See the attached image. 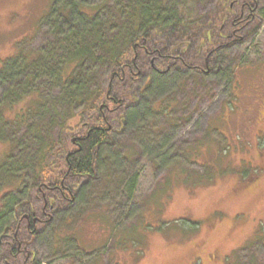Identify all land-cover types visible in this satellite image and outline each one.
Returning a JSON list of instances; mask_svg holds the SVG:
<instances>
[{"label": "rangeland", "instance_id": "1", "mask_svg": "<svg viewBox=\"0 0 264 264\" xmlns=\"http://www.w3.org/2000/svg\"><path fill=\"white\" fill-rule=\"evenodd\" d=\"M53 1L0 0V69L11 56L42 44L46 26L40 23ZM260 4L258 10L252 9L256 26L249 35L243 37L239 25L227 38L219 37L224 45L232 40L220 51L225 64L233 59L224 71L205 76L169 66L153 78L147 98H175L170 115L160 110L142 115L134 108L122 126L116 117L123 108L110 112L117 120L112 121L110 139L99 148L96 178L82 191L75 190L71 200L61 199V183L45 182L41 194L32 191L31 212L46 222H36L39 232L32 236L26 220L20 218L21 250L27 255L13 258L10 250L16 243L6 240L4 264H34L32 260L37 264H264V166H259L264 162V4ZM220 5L210 0L206 8L217 12ZM220 30L224 35V24ZM234 32L242 39H234ZM207 48L196 54L199 61L209 56ZM233 61L239 65L232 92L225 75ZM100 75L106 85L108 70H100ZM5 110L6 121L0 125L7 132L21 112ZM7 142L0 137V163L10 149ZM242 169L247 174L240 175ZM60 179L71 183L64 174ZM82 181H77L79 187ZM63 201H74L73 206L57 214L53 208L62 209ZM65 217L69 220L65 235L74 234L75 240L59 236ZM17 220L7 222L16 228Z\"/></svg>", "mask_w": 264, "mask_h": 264}, {"label": "trees", "instance_id": "2", "mask_svg": "<svg viewBox=\"0 0 264 264\" xmlns=\"http://www.w3.org/2000/svg\"><path fill=\"white\" fill-rule=\"evenodd\" d=\"M209 1H53L40 23L46 26L42 44L11 56L0 69V121H6L7 107L21 112L10 121L11 133L0 125V137L8 140L10 147L0 163V232L4 226L11 227L7 221L17 219L16 208L31 211L32 191L41 194L45 182L52 186L61 183V199L71 200L75 190L79 192L96 178L99 148L110 139L114 120L110 112L114 108H123L116 117L122 126L134 108L142 115L159 110L166 116L171 114L175 98H147L146 90L160 71L173 66L178 72L195 70L206 76L225 70L233 59L225 64L220 53L232 40L224 45L219 37L227 38L239 25L243 37L249 35L256 26L252 9L260 2L263 5L264 0L241 4L218 0L221 5L217 12L206 8ZM223 24L224 35L220 30ZM232 35L242 39L239 34L235 37V32ZM203 46L209 47L205 50L209 56L201 62L196 54ZM151 53L154 55L149 56ZM238 65L233 61L225 75L232 92L238 81ZM103 69L109 75L106 85L101 81ZM193 79L198 82L197 76ZM259 166L263 168L264 162ZM63 174L71 183L62 182ZM239 174L247 171L242 169ZM82 179L79 187L77 181ZM73 202L63 201L64 207L53 211H67ZM61 220L60 238L72 236L70 239L75 240L74 234L65 235L68 217ZM4 249L0 244V264H4Z\"/></svg>", "mask_w": 264, "mask_h": 264}, {"label": "flooded vegetation", "instance_id": "3", "mask_svg": "<svg viewBox=\"0 0 264 264\" xmlns=\"http://www.w3.org/2000/svg\"><path fill=\"white\" fill-rule=\"evenodd\" d=\"M46 205H44L42 208L43 214L47 215L48 212L46 211ZM16 213H17V220L16 222V228H13V224H11V227L9 226V229L4 226L3 230L0 233V244H3L6 240H9L10 242H15L16 246L12 247L10 250V253H13L14 249H16V253L12 255V257H18L20 254L27 255V251L21 250V240L19 239L20 234L23 232L24 227L23 223L19 221L21 218L22 220H26V228L27 230L32 233L33 235H36V222L42 221L43 219L40 218L39 216L36 215L35 211H27V212H22L20 209L16 208ZM38 217V218H37ZM43 222H46V219L43 220ZM25 242V240H22ZM30 255V253H28ZM18 260V259H17ZM35 260H32V263H34ZM9 263V262H8ZM10 264V263H9ZM35 264V263H34Z\"/></svg>", "mask_w": 264, "mask_h": 264}]
</instances>
